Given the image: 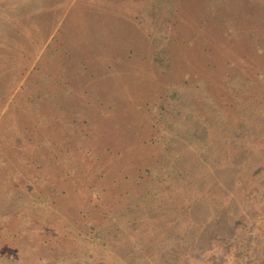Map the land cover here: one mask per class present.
Wrapping results in <instances>:
<instances>
[{
  "label": "rangeland",
  "instance_id": "1",
  "mask_svg": "<svg viewBox=\"0 0 264 264\" xmlns=\"http://www.w3.org/2000/svg\"><path fill=\"white\" fill-rule=\"evenodd\" d=\"M263 193L264 0H0V264H264Z\"/></svg>",
  "mask_w": 264,
  "mask_h": 264
},
{
  "label": "trees",
  "instance_id": "2",
  "mask_svg": "<svg viewBox=\"0 0 264 264\" xmlns=\"http://www.w3.org/2000/svg\"><path fill=\"white\" fill-rule=\"evenodd\" d=\"M258 204H262L264 206V193L262 194V196L258 199ZM263 210V209H262Z\"/></svg>",
  "mask_w": 264,
  "mask_h": 264
}]
</instances>
